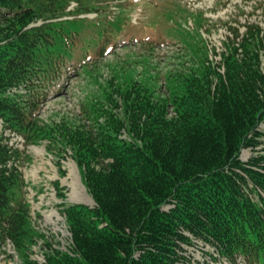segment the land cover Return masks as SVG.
I'll use <instances>...</instances> for the list:
<instances>
[{
  "label": "trees",
  "instance_id": "16d2710c",
  "mask_svg": "<svg viewBox=\"0 0 264 264\" xmlns=\"http://www.w3.org/2000/svg\"><path fill=\"white\" fill-rule=\"evenodd\" d=\"M107 1L0 0V243L34 263L41 235L19 169L28 157L9 143L19 135L47 140L53 156L69 149L95 202L61 203L70 250L48 245L44 264H177L192 239L230 264H264V26H226L218 61L197 43L164 91L111 80L73 117L41 120L80 33L63 17L105 13ZM247 148L256 154L243 161Z\"/></svg>",
  "mask_w": 264,
  "mask_h": 264
},
{
  "label": "rangeland",
  "instance_id": "374dc122",
  "mask_svg": "<svg viewBox=\"0 0 264 264\" xmlns=\"http://www.w3.org/2000/svg\"><path fill=\"white\" fill-rule=\"evenodd\" d=\"M106 4L105 13L98 10L63 17L78 18L80 33L65 75L48 89L47 99L40 106L41 120L73 117L82 110L85 99L101 98L111 80L119 84L133 78L160 91L169 70H177L189 61L197 43L207 47L209 59L218 61L215 52L222 49L228 34L226 26L238 27L241 32L246 22L264 26V0H110ZM75 6L72 1L67 11ZM9 143L24 150L28 157L19 163V169L26 183L25 197L31 206L33 225L41 235L31 248V259L33 264H44L48 245L70 250V232L60 212L61 203L93 207L95 202L82 183L69 149L63 156H53L46 149L47 140L25 145L19 135H12ZM255 151L243 149L240 159L247 161ZM55 182L62 187L64 200L58 197ZM44 214L51 215V223L45 221ZM192 241L183 245L185 259L177 264H230L218 258L209 244ZM20 261L11 241L0 243V264ZM237 263L246 264L241 258Z\"/></svg>",
  "mask_w": 264,
  "mask_h": 264
},
{
  "label": "bare ground",
  "instance_id": "6f19581e",
  "mask_svg": "<svg viewBox=\"0 0 264 264\" xmlns=\"http://www.w3.org/2000/svg\"><path fill=\"white\" fill-rule=\"evenodd\" d=\"M63 181V180H62ZM75 200V199H74ZM75 201H77V200H75ZM54 215L55 216H57L58 217V213H54ZM44 216H45V221L47 222V223H51L52 222V220H51V215L50 214H44Z\"/></svg>",
  "mask_w": 264,
  "mask_h": 264
}]
</instances>
